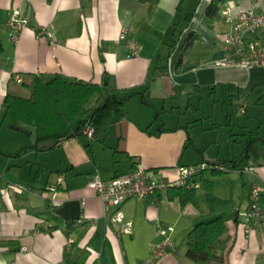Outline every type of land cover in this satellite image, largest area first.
<instances>
[{
	"label": "crops",
	"instance_id": "1",
	"mask_svg": "<svg viewBox=\"0 0 264 264\" xmlns=\"http://www.w3.org/2000/svg\"><path fill=\"white\" fill-rule=\"evenodd\" d=\"M211 2L0 0V264H192L185 243L196 224L211 218L209 189L218 198L233 199L240 212L237 224L228 223L226 261L264 264V231L249 233L241 216L252 185L264 188V165L248 160L241 168L226 169L222 173L231 186L220 193L211 176L213 169L223 170L225 162L243 157L250 137H264L262 112L253 116L249 110L252 96L264 101V66L217 64L226 55L220 34L230 29L223 7L234 3L259 13L264 0H227L216 17L206 14ZM14 9L28 21L16 40L7 26ZM38 28L53 37L38 36ZM192 34L197 39L184 48ZM257 37L264 43V32ZM128 39L141 45L137 56H129ZM55 74L102 86V95L88 107L99 106L109 93L129 94L124 116L112 114L92 138L83 129L61 145L37 150L34 128L16 119L5 127L12 113L4 99L6 94L28 98L35 79ZM218 94L206 128L199 118L186 126L162 117L174 108L201 111L203 98ZM139 165L172 181L180 166L205 165L196 181L207 192L198 191L185 206L170 198L169 190L155 203L130 200L121 210L133 222V234L119 235L90 183L95 173L109 180ZM157 220L174 227L172 244L159 258L152 252V245L163 241Z\"/></svg>",
	"mask_w": 264,
	"mask_h": 264
},
{
	"label": "trees",
	"instance_id": "2",
	"mask_svg": "<svg viewBox=\"0 0 264 264\" xmlns=\"http://www.w3.org/2000/svg\"><path fill=\"white\" fill-rule=\"evenodd\" d=\"M141 1L155 3L156 0ZM226 2L227 0H212L206 11L207 16L216 17L220 6ZM195 39H197L195 34H192L184 48L193 45ZM101 88L102 86L95 83L55 74L48 80L35 79L32 94L28 98L6 94L4 104L20 125L34 128L36 134L34 148L47 151L61 145L75 134L81 135L88 125L94 128V136H96L108 125L112 114L124 116L123 106L129 94L109 93L99 106L88 107V102L102 95ZM248 160L261 162L264 165V137H250L243 157L225 162L222 166L223 170L213 169V173L241 168ZM203 186H207L206 181H203ZM198 188L173 187L168 189L169 196L179 198L181 204L185 206L194 201ZM262 197L264 200V188ZM208 202L211 218L196 224L187 235L186 256L192 264H229L226 261L231 247L228 223L230 221L238 223L239 209L233 199L218 198L211 189L208 191ZM46 209L47 206L43 209L44 212Z\"/></svg>",
	"mask_w": 264,
	"mask_h": 264
},
{
	"label": "built area",
	"instance_id": "3",
	"mask_svg": "<svg viewBox=\"0 0 264 264\" xmlns=\"http://www.w3.org/2000/svg\"><path fill=\"white\" fill-rule=\"evenodd\" d=\"M221 13L225 22L230 25V29L220 34V40L226 55L217 64L242 68H261L264 66V43L257 37L259 33L264 32V12L258 13L254 9H245L240 5L228 3L223 7ZM27 24L28 21L22 17L21 12L14 9L7 25L10 28L11 39L16 40ZM37 33L38 36L53 37V34L47 28H38ZM122 38H126V35L123 34ZM127 45L129 56L133 57L139 54L141 45H138L135 40L128 39ZM17 81L21 82L22 80L18 77ZM93 129L92 126H86L84 134L92 138L94 136ZM204 169H206L205 165L180 166L178 168V179L172 181L161 178L156 171L146 170L139 165L130 172L116 175L109 180H103L98 173H95L92 176L90 186L103 203L111 229L115 230L119 235H132L134 224L132 220L125 217L121 210L125 203L134 199L155 203L160 195L170 188L179 186H194L198 188L200 185L196 178ZM250 170H253V168ZM1 181L2 177L0 176V183ZM16 187L21 192L29 191L22 186ZM262 192V187L257 184L252 185L249 204L247 209L241 214L243 225L249 233L259 229L264 231V200ZM53 203L59 204L56 201H53ZM156 225L158 233L163 237V241L157 246L152 245V252L155 258H159L172 244L174 227L159 220H157Z\"/></svg>",
	"mask_w": 264,
	"mask_h": 264
},
{
	"label": "rangeland",
	"instance_id": "4",
	"mask_svg": "<svg viewBox=\"0 0 264 264\" xmlns=\"http://www.w3.org/2000/svg\"><path fill=\"white\" fill-rule=\"evenodd\" d=\"M219 95L218 94L217 96H212L211 99L209 98V96H205L200 104L199 107H201L202 109H200L201 111H198V112H195L192 108H190L186 113H184V108L182 109V111L179 109V108H174L173 109V113H168L167 114H162V117L165 119V120H171L172 122H180L182 123V125H186V126H193V124L195 123V120H198V124L201 125L203 124L204 127L206 128L208 126V123L209 122V118L210 116L208 117V115H210V111H211V108L214 104V101L216 100V98H219ZM197 102V99H194L192 100V104L197 106L198 104L196 103ZM249 103H250V113L254 116V115H257L258 112H262V117L264 118V101L263 102H258V97H256V95L252 96L250 99H249ZM174 105H178L177 103H174ZM171 105L168 104V107H170ZM220 106H223L222 104H220ZM169 111H171L170 108H168ZM224 108H227V106H225ZM232 108H235L234 106H232ZM236 108H238V106H236ZM235 108V109H236ZM202 110L206 111V114L203 116V113H202ZM239 115L240 116H244L245 114L243 113H240L239 112ZM250 118V115L248 117H244L242 118V122H247V119ZM15 120V117L11 114L8 119H7V123L5 124V127L7 128L9 123L11 121ZM202 126V125H201ZM13 134H17V135H20L21 133L19 132H15V131H12ZM32 138V137H31ZM211 176H213L214 178V184H215V189H216V192L217 193H220L222 191H226L227 190V187L230 189V186H231V182H230V179L228 178V176L224 175V173H211ZM242 179L241 180H237L236 184H237V187L241 185L242 183ZM244 186L247 185L246 183V180L243 184ZM207 192L206 189L204 188H201V189H198L197 192Z\"/></svg>",
	"mask_w": 264,
	"mask_h": 264
},
{
	"label": "water",
	"instance_id": "5",
	"mask_svg": "<svg viewBox=\"0 0 264 264\" xmlns=\"http://www.w3.org/2000/svg\"><path fill=\"white\" fill-rule=\"evenodd\" d=\"M105 81H106V78H105ZM15 130L20 131V132L23 133V134L29 135V132L26 131V130H24V129L15 128Z\"/></svg>",
	"mask_w": 264,
	"mask_h": 264
}]
</instances>
